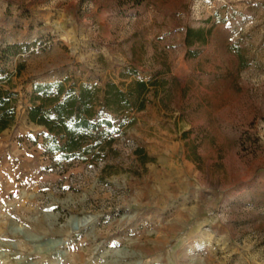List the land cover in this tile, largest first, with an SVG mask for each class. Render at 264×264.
<instances>
[{
	"label": "rangeland",
	"instance_id": "1",
	"mask_svg": "<svg viewBox=\"0 0 264 264\" xmlns=\"http://www.w3.org/2000/svg\"><path fill=\"white\" fill-rule=\"evenodd\" d=\"M13 44L21 111L39 83L148 91L94 104L77 154L22 113L0 135V264H264V0H0Z\"/></svg>",
	"mask_w": 264,
	"mask_h": 264
},
{
	"label": "trees",
	"instance_id": "2",
	"mask_svg": "<svg viewBox=\"0 0 264 264\" xmlns=\"http://www.w3.org/2000/svg\"><path fill=\"white\" fill-rule=\"evenodd\" d=\"M211 29L205 31L202 28H188L185 44L188 54L192 58L200 56L201 51L196 46L206 45L207 37ZM30 45L13 44L2 47L0 59L9 61L12 57L26 53ZM240 62H243L241 52L237 53ZM1 84H10L12 75L0 66ZM0 85V132L10 128L16 117L18 93L5 89ZM102 91V90H101ZM148 91V83L144 80L133 81L127 91H123L114 82H107L103 89V96L98 97L95 89L88 85L73 86L66 90L63 83L43 84L34 86L29 96L28 118L32 123L47 128L50 134L62 138L65 143L59 150L70 154L79 152V145L83 141L85 133L97 130L100 123L98 115L92 111L94 104L99 102L102 109L110 112H119L120 108L129 107L137 103V108L144 107L143 96ZM107 125H113L111 121H103ZM55 145L59 146L57 139Z\"/></svg>",
	"mask_w": 264,
	"mask_h": 264
},
{
	"label": "crops",
	"instance_id": "3",
	"mask_svg": "<svg viewBox=\"0 0 264 264\" xmlns=\"http://www.w3.org/2000/svg\"><path fill=\"white\" fill-rule=\"evenodd\" d=\"M30 106H31V104L29 103V105H26V106L23 108L22 111H21V108H22L23 106L18 107V108H17V111H16L15 121H14L13 125H12L10 128H8V129H6V130L0 132V135H3V134H5V133H7V132H9L10 130H13V129L15 128V126H16V124H17V121H18V119H19L21 113H22V117H23V116L25 117V120L23 121V123H25L26 125H27V123H29L30 125H37V124H35V123H32V122L29 120V118H28V108H29ZM20 111H21V112H20ZM37 126H39V125H37Z\"/></svg>",
	"mask_w": 264,
	"mask_h": 264
}]
</instances>
